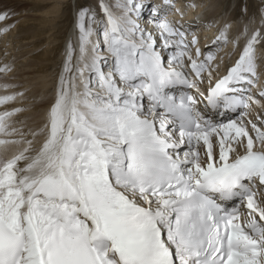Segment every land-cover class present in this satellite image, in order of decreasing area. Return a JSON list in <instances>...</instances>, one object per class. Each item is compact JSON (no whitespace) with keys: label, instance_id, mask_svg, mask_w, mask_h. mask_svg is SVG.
Returning a JSON list of instances; mask_svg holds the SVG:
<instances>
[{"label":"snow or ice","instance_id":"obj_1","mask_svg":"<svg viewBox=\"0 0 264 264\" xmlns=\"http://www.w3.org/2000/svg\"><path fill=\"white\" fill-rule=\"evenodd\" d=\"M172 10L78 6L39 129L0 85V264H264V0L203 47Z\"/></svg>","mask_w":264,"mask_h":264},{"label":"bare ground","instance_id":"obj_2","mask_svg":"<svg viewBox=\"0 0 264 264\" xmlns=\"http://www.w3.org/2000/svg\"><path fill=\"white\" fill-rule=\"evenodd\" d=\"M69 1L0 0V9L7 7L15 13V27L7 35H0V67L8 63L14 65V70L6 78L0 75V85L8 83L20 86L17 89H8V93L24 92V96L17 98L9 107L24 109L13 119L16 126L22 127L26 132L43 126L48 101L52 97L57 73L64 59L63 43H67L69 39L75 41L78 36L75 28L68 32L69 12L67 13V6L64 4ZM84 1H88L89 6L96 7L97 0ZM155 2L159 3L161 0ZM173 3L175 10L170 11L169 18L185 25L198 26L197 34L202 47L216 34V29L209 27L210 22L228 23L234 29L242 27L246 22L237 18L236 9H228L227 0H173ZM228 48L220 52L225 60ZM4 94L6 90L0 87V96ZM3 110L4 106L0 105V112ZM258 112H264V109L257 108ZM15 150L16 146H10L9 154ZM2 151L0 146V154Z\"/></svg>","mask_w":264,"mask_h":264},{"label":"rangeland","instance_id":"obj_3","mask_svg":"<svg viewBox=\"0 0 264 264\" xmlns=\"http://www.w3.org/2000/svg\"><path fill=\"white\" fill-rule=\"evenodd\" d=\"M80 4L88 5V6L90 5L88 1H84V0H70L69 3L64 4V6H67V13L69 12L68 20L70 24L68 25V30H69L68 32H70L72 28H75L74 18H75V12H76V5L78 7L80 6ZM227 4L226 5L230 11L236 9L237 18L240 19V21L244 20V22H245V17L242 15V9L245 6H247L249 9V15L254 12L257 13L258 10L261 8V0H227ZM65 45H66V41H64L63 43L64 47Z\"/></svg>","mask_w":264,"mask_h":264}]
</instances>
